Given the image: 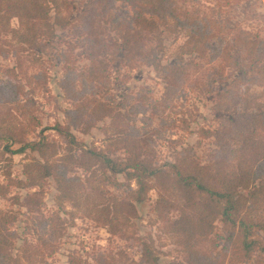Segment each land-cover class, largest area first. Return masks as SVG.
Masks as SVG:
<instances>
[{
	"label": "trees",
	"instance_id": "obj_1",
	"mask_svg": "<svg viewBox=\"0 0 264 264\" xmlns=\"http://www.w3.org/2000/svg\"><path fill=\"white\" fill-rule=\"evenodd\" d=\"M118 1L125 6L124 18L110 13ZM70 10L69 0H0V55H9L13 48L22 66L20 55L25 51H47L57 27L72 24ZM220 18L221 13L189 0H87L84 20L101 25L94 40L87 35L81 42L88 64L79 67L64 59L59 86L72 107L64 111L65 123L57 122L54 128L62 144L45 136L28 139L29 130L41 120L20 75L15 68L8 69V79L0 82V160L8 153H37L24 165V178L5 172L11 185L30 189L27 200L37 205L28 203L27 209L36 232L16 248L17 213L1 210L0 264H51L48 258L62 236L61 211L72 219L89 218L137 245L141 252L136 264H160V250L152 237L138 234L134 221L139 204L152 190L157 194L151 205L153 223L161 224L190 264H218L214 255L198 248L207 238L213 239L214 248L221 243L224 252L232 246L230 264H246L255 254L258 264H264V38L241 26L228 32ZM163 32L182 38L172 62L163 63L152 42ZM107 34L124 53L125 65L151 64L161 76L164 92L152 114L163 124L159 107L183 93L191 65L185 55L223 63L213 109L228 116L215 129H202L206 138L214 139L212 160L201 162L190 145L182 146L174 161L154 160L148 139L129 123L126 108L110 97L111 60L101 57L109 51ZM105 118H110L105 148L86 147L77 140L73 129L86 133ZM12 144L20 147L12 150ZM120 149L124 157L116 156ZM76 167L84 169L85 179ZM120 174L123 181L117 177ZM50 177L56 183L60 209L51 218L38 207ZM70 264L79 263L71 257Z\"/></svg>",
	"mask_w": 264,
	"mask_h": 264
},
{
	"label": "rangeland",
	"instance_id": "obj_2",
	"mask_svg": "<svg viewBox=\"0 0 264 264\" xmlns=\"http://www.w3.org/2000/svg\"><path fill=\"white\" fill-rule=\"evenodd\" d=\"M201 8L214 9L221 13V21L229 32L235 27H243L251 32L260 34L264 38V0H189ZM71 25L66 29L57 27L56 35L50 40L47 51L38 49L25 51L22 56L23 64L19 65L16 51L11 48L9 55H0V82H5L10 73L9 68H15L20 75V81L29 90V96L37 106L36 113L41 124L34 130H29V140H39L45 136L50 141L64 143L62 136L54 129L57 122L65 123L64 111L72 107V102L64 97L59 86L63 77L64 59L74 61L79 67L88 64L86 48L81 46L86 36H92L100 25L90 24L84 20L86 17L87 0H69ZM118 1L110 10L113 16L124 18L126 9ZM13 24L17 20L13 19ZM105 23H102V26ZM114 34V33H111ZM110 35H106V44L109 51L101 54L106 60H111L109 69L110 97L123 105L130 115L129 123L144 134L153 147V158L159 163L174 161L182 146L190 145L201 162L214 158L213 138H206L202 129H215L224 117L228 115L216 112L213 109L215 99L213 92L220 86L219 82L221 61L209 62L197 55H185V60L191 65L185 79L182 96L173 103L159 107L163 110L160 116L152 114L164 92L165 83L151 64L135 61L132 65H125L122 61L123 52L116 48ZM49 35H46V40ZM168 35L153 36L152 42L157 46L163 63L172 62L177 58V45L182 41L179 37ZM44 40V37H42ZM72 47L74 49L72 50ZM34 58V59H33ZM218 71V72H217ZM228 72V70H227ZM229 82V81H228ZM30 83V84H29ZM110 118L97 121L86 133L73 129L77 140L86 147L96 146L105 148L109 140L105 129ZM164 125V127H163ZM43 134V135H41ZM11 143V142H10ZM19 144H12V150H17ZM116 156L124 157V150H118ZM37 153L29 150L17 153H8L0 160V211L9 210L17 213V221L13 229L17 232L16 248H19L25 238L32 240L35 236V225L27 204L37 205L34 200H27L30 189L15 187L5 177L10 171L12 177L24 178V165L33 159ZM77 174L83 178L84 169L76 167ZM73 173V172H72ZM70 173V174H72ZM124 180L122 174L117 176ZM85 179V178H84ZM134 185V184H133ZM111 189L113 187H110ZM44 196L38 207L46 217L60 211L56 202V183L50 177L43 186ZM33 190V189H31ZM157 198L155 190L149 193L146 202L139 204V217L134 219L135 228L139 235L149 239L152 237L154 245L160 250V264H190L181 247L174 244L168 234L163 232L160 223H153L151 205ZM66 210H70V203H65ZM62 236L56 252L48 258L51 264H70L71 257L79 264H136L140 260V248L134 243L120 236L111 234L106 227L100 226L89 218L77 216L72 219L66 212H60ZM222 229L221 223H219ZM225 235V234H224ZM213 239L207 238L198 244V248L205 253L214 255L218 264H230L232 246L226 252L218 244L214 248ZM260 257L255 254L253 260L246 264H258Z\"/></svg>",
	"mask_w": 264,
	"mask_h": 264
}]
</instances>
